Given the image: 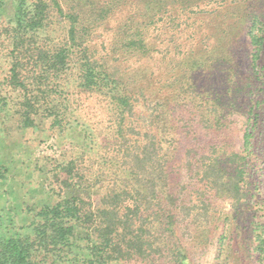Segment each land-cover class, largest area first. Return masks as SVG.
Listing matches in <instances>:
<instances>
[{
    "label": "trees",
    "instance_id": "obj_1",
    "mask_svg": "<svg viewBox=\"0 0 264 264\" xmlns=\"http://www.w3.org/2000/svg\"><path fill=\"white\" fill-rule=\"evenodd\" d=\"M5 6L0 99L20 126L46 120L84 142L58 163L64 195L29 233L1 218L0 264H191L214 229L213 264H264V225L251 222L235 256L239 236L215 208L227 199L237 215L257 191L264 0H14L7 20ZM211 70L220 84L199 85Z\"/></svg>",
    "mask_w": 264,
    "mask_h": 264
},
{
    "label": "rangeland",
    "instance_id": "obj_2",
    "mask_svg": "<svg viewBox=\"0 0 264 264\" xmlns=\"http://www.w3.org/2000/svg\"><path fill=\"white\" fill-rule=\"evenodd\" d=\"M13 3L14 0H6L2 19L12 18ZM205 16H208V11L197 17ZM208 19L204 22L205 24ZM188 40H181V43L185 47H190ZM236 53L241 58L237 67L238 73L240 72L238 77L242 78L249 71L248 50L240 45ZM5 59L0 54V68L6 69L8 63ZM222 74L211 70L204 76H200L197 83L199 85L204 83L206 86L219 85L218 79L222 78ZM244 101V98L239 100L241 103ZM4 102L6 100L0 99V221L2 218L7 224L13 225L10 228L12 230L29 233L32 222L37 220V212L44 205L53 204L64 195L57 176L58 163L74 155L75 152L72 150H80L84 141L82 133L77 128L68 129L64 134L54 133L46 120L39 121L38 125L33 128L20 126L19 116L14 109H9V105L5 106ZM89 102L92 108L87 107L86 117L92 121L96 129V123L102 122L104 115L99 113V106L92 99H89ZM256 146L252 155L255 163L251 180L257 184V191L252 203L242 208L240 212L238 211L237 215H234L227 199L218 200L215 207L216 213L221 216L218 221L219 226L226 218H230L231 221L226 223L227 231L229 234L239 236L232 242L234 251L240 249L235 256L242 254V243L247 242L246 235L251 222L257 220L264 225V132L259 139H256ZM66 150L68 154L63 155ZM95 155L94 152L90 153V157ZM216 233L217 229H214V232L210 233L208 239L205 240L202 249L190 256L191 264H213L216 252ZM246 263L241 257L235 264Z\"/></svg>",
    "mask_w": 264,
    "mask_h": 264
}]
</instances>
